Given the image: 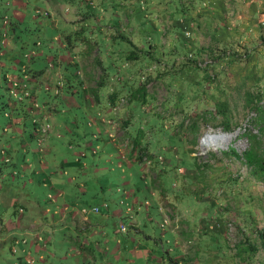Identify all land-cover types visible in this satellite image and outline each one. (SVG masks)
Segmentation results:
<instances>
[{
  "label": "rangeland",
  "instance_id": "1",
  "mask_svg": "<svg viewBox=\"0 0 264 264\" xmlns=\"http://www.w3.org/2000/svg\"><path fill=\"white\" fill-rule=\"evenodd\" d=\"M54 1L53 5L45 0H27L22 9L23 17L13 25V30L10 26L14 21L13 3L0 0V41L7 39L0 49V180L5 178L3 181L10 183L11 190L21 186L20 191L24 190L31 200L39 201L36 202L39 208L47 205L53 209L51 197L58 191L52 186L58 184L55 180L59 183L62 180L55 178L52 169H56V165L60 167L62 158L69 160L73 165L62 173L65 194L62 197L71 205L75 202L78 210L89 218L102 211L110 214L102 223L104 231L97 234L100 240L96 237L100 249L91 245L99 264H153L158 262L156 258L162 259L158 264H216L208 257L214 259L226 253L231 257L239 240L247 238L259 242L264 237V178L252 176L243 160L245 150L251 145L247 132L257 134L264 148V124L259 125L255 120L259 114L255 105H264V53H245L235 43V47L227 46L226 53L193 50L185 53L186 49L180 48L181 53H157L155 50L147 54V58L130 60L125 53L113 54L104 49L102 71L105 72L104 86L108 89L102 92L115 88L121 93L112 111L105 105L104 98L93 104L86 100L85 93L90 90L82 87L81 68L73 64L64 66L63 72L56 71L53 82L48 81V88L44 83L45 90L37 91L39 102L35 99L34 105L32 86L21 80L17 82L14 77L23 74L19 72L22 66L31 74L45 69L49 77L54 70L52 65L62 55L63 61H73L68 53H60L61 41H65L66 33L70 34L69 24L58 19L64 6L73 3L76 6L79 2L85 17L75 24H96V18L102 17L99 9L103 12L117 9L122 2ZM151 1L129 3L135 18L149 32V39L153 38L155 29L143 22L153 19L146 13L153 8ZM5 16L10 20L4 24ZM95 32L96 45L101 49L118 50L119 46H126L123 41L115 42L105 35L100 37L96 28ZM181 33L183 35L184 31ZM138 43L148 48L146 40ZM67 55L69 59L65 60ZM204 56L210 61L198 64ZM186 62L190 63L189 69ZM66 76H71L73 86L64 85ZM12 80L25 88V92L13 94L10 88L18 86L12 84ZM140 81L145 82L146 100L134 97L128 100L129 93ZM66 96H72L75 104H67ZM40 101H48V105L44 104V108ZM216 106H224L225 112H219ZM39 110L53 116L48 115L49 120L45 117L41 121ZM185 113H206V120L199 118L195 131L187 128L189 121L186 119L176 127ZM123 119L128 120L124 127ZM39 125L50 127L43 138ZM172 132L179 134L184 149L173 140ZM194 135L196 143H192ZM10 144L19 145L20 160L14 151H9ZM25 144H33L37 152L36 161L31 152L24 155L25 163H33L34 172L25 173L26 168H23ZM46 148L52 152H44ZM223 150L230 153L225 154ZM194 155L202 164L201 172L191 164ZM6 156H11L12 162L5 159ZM58 161L59 164L54 163ZM14 163H20L19 168L13 167ZM78 163L80 165L76 166ZM228 174L236 176L240 183L227 187L217 182ZM210 197L215 204L209 201ZM94 206L98 207V212H93ZM2 209L0 203V213ZM114 211L120 213L111 214ZM130 214L137 217L138 231L132 225ZM119 222L126 230L119 228ZM53 226L48 232L39 234L41 249L32 245V236L28 234L25 243L20 233L14 234L15 241L0 240V264H16L18 255H22L21 264H88L74 255L76 248L71 244V236H76L75 227H61L59 221ZM171 228L207 231L205 236L212 234L208 229H214L221 240V248L217 250L212 243L202 241L196 250L193 251L195 247L190 250L192 255L188 263H179L180 248ZM131 230L135 231L127 235ZM195 241L198 240L189 239L187 244L195 245ZM24 247L30 250L28 258V250ZM246 264H264V248L260 247Z\"/></svg>",
  "mask_w": 264,
  "mask_h": 264
},
{
  "label": "crops",
  "instance_id": "2",
  "mask_svg": "<svg viewBox=\"0 0 264 264\" xmlns=\"http://www.w3.org/2000/svg\"><path fill=\"white\" fill-rule=\"evenodd\" d=\"M45 1L48 4H55L54 0ZM10 2L13 3L12 13L14 16V21H11L10 26L14 30L13 25L23 17L22 9L26 7L27 0H10ZM132 2L133 0H122L121 3L119 2L117 9L105 10L104 12L99 9L102 13V17L96 18L94 21L96 24H75V21L79 19L83 20L85 17V10L80 7L79 2L76 6L73 5L75 3L64 6V11L59 15L60 17H58V19L69 24L70 34L66 33L65 41H61L60 53H68L69 56L71 55L73 57V61L66 60L69 59L68 55L65 57L66 61H63L62 57L64 55H62L59 60L56 59L54 70L49 74V77L45 74V69H37L31 74L25 66H22L19 72L21 71L23 74L20 75V77L16 76L14 78H16L18 82L21 80L27 85H31L33 90L32 97L34 96V100L36 99L37 102H39L36 98L38 96L37 91L41 92L48 81L53 82L54 73L56 71L58 72L61 70L63 72L64 66L67 68V65L70 66L73 64L75 67L81 68L79 79L82 87L85 89L89 88L90 90L89 93H85L86 100L93 104L100 98H104L106 100L105 105L108 106L109 111H112V105L121 93L118 94L115 88H110V91L106 93L102 92L103 89L106 88L103 79V74H105V72L103 73L102 71L103 64L101 59L102 56H106L103 51L104 49L109 52L111 51L113 54L117 53V51L125 53L129 47H133V44L141 49H145L144 44L138 43V41L141 42L146 40L148 46L151 45L149 46L151 53H154L155 50L157 53H181L180 48H185V53L192 50L195 52L207 51L210 53H226L227 46H233L235 43L237 48L243 50L245 53H264V0H152L153 8L149 9L146 13L147 16L150 15L153 19L143 22L144 25L150 24L153 29H155V34L153 38L150 37V39L149 32L144 29L145 27H142L129 7V3ZM54 8H56V6H54ZM55 10L56 12L58 11L57 8ZM49 13L48 11L46 14ZM113 17L117 19L116 22L112 21ZM86 21H89V19ZM52 23L55 25V22ZM95 28L97 32H99L100 37L105 35V37L112 39V41H123L127 46H119L118 50H116V48L113 49V47L110 49L107 47L101 49V46L96 45L97 41L95 36L97 33L95 32ZM181 30L184 31L183 35ZM186 31L189 32L187 36ZM154 39H156V41ZM251 41L252 43H250ZM6 42L7 39H4L3 43L6 44ZM246 42L248 44H246ZM66 84L67 86H73L71 76H66L64 85ZM71 91H74L73 88ZM65 100L67 104H75L72 96H66ZM46 103H48V101H46ZM46 103L40 101V104L46 105ZM40 110L39 112L42 113L40 120L43 121L45 117L49 120L51 114L49 115L48 111ZM51 116H53V114ZM17 131L22 133L18 128ZM29 137L33 138V134ZM50 137L52 138V136ZM50 140L51 139H49V141ZM23 147L25 152H22L24 160L23 168H26L24 171L25 173L30 170L34 172L35 169H32L33 163H25L26 156L24 157V155H30L31 152L36 161L38 157L35 147L33 144H25ZM48 147L50 146L48 145ZM8 148L10 152L14 151L16 153V158L20 160V156L17 155L20 148L19 145L10 144ZM50 151L52 152V150L49 149L47 151L44 150V152ZM6 157L5 159L11 161V156ZM61 160L62 163L60 164L59 161L54 162L60 165V167L56 165V169L58 170L52 169L56 174L55 178L62 180L60 183L55 180L54 183L58 184L55 185L53 183L54 186H52V188L55 187L56 191H58L57 195H52L51 197L53 209L47 205H45V208L40 206V209L39 203L36 204V202H39L36 198L31 200L29 198L31 196L26 195L27 193L24 190L20 191L19 188L21 186H19L18 189L14 188L11 190L10 183L7 181L4 182L3 180L5 178L1 177L3 179L0 180V203L3 209L2 213H0V240L6 241L7 239H14L15 241L16 237H14V234L20 233L22 235L21 241L25 243L28 240V237H26L28 234L32 236L30 239L32 240V245L35 244L36 249H41L42 246L39 244V234H42L44 231V233H46L53 229V223L59 221L61 227L70 225L75 227L76 236H71V244L76 248L74 255L79 257V260L81 258L84 259L88 264H99L95 258L91 245L93 243L94 248L100 249V243L98 242L100 239L97 234L104 231L101 228L103 225L102 223H105L106 216L110 214L102 211L96 216H93V218H89V216L78 210L75 202L71 205V203L67 202L66 199L62 197L65 195H63L64 187L62 173L73 164L67 159L63 160L62 158ZM19 164L20 163H14L13 167L19 168ZM63 164L65 165L63 166ZM79 165L80 163L76 164V166ZM54 173L51 174V176H53ZM68 179L71 181L73 176ZM21 184L23 186V183ZM127 211L128 208H126V212ZM119 213V211H114V213L111 214L117 215ZM130 216H132L131 218L133 220L132 225L138 231L139 228L137 229L138 221L136 215L130 214ZM171 229L176 236V241L180 248L181 256L178 257V262L188 263L192 255L190 250L194 247L195 249H193V251L196 250L198 244L201 243L202 239L206 236L205 234H201V231H191V229L187 230L184 228L178 230ZM132 231L135 230L127 232V235L131 236ZM82 235L83 237L81 238ZM96 237H98V240ZM148 238H150L149 235ZM189 239H197L198 241H195V245L187 244ZM24 249H27V247H24ZM27 250L26 257L28 258L30 257V250ZM17 259L18 262L16 261V264L23 263L22 255H18ZM157 259L158 262H154L153 264H158L162 260L160 258H156V260Z\"/></svg>",
  "mask_w": 264,
  "mask_h": 264
},
{
  "label": "trees",
  "instance_id": "3",
  "mask_svg": "<svg viewBox=\"0 0 264 264\" xmlns=\"http://www.w3.org/2000/svg\"><path fill=\"white\" fill-rule=\"evenodd\" d=\"M126 46H127V44H126ZM149 46H151V45H149ZM149 46H148V48L141 49L140 47H137L136 45L133 44V47H129L128 50H126V52H125L126 58L130 59V60L131 59H138L140 57L147 58V56H146L147 54L151 55V50H150ZM187 60H191V58H187ZM186 63L188 64V69H189L190 63H188V62H186ZM194 66H196V65H194ZM206 78L210 79L209 76H206ZM117 93H118V91H117ZM146 95H147V92H146V88H145V82L140 81L139 85L137 87H134L131 90V92L129 93V99L128 100H131L133 97L134 98H142V99L146 100ZM180 96L183 97V94H181ZM116 101H115V103H116ZM219 104H221V103H219ZM186 106H187V104H186ZM255 106H256L257 110L259 111L258 117L255 120L259 125H263L264 124V105L257 103ZM216 108L221 113L225 112L224 106H216ZM181 109L184 110L182 107H181ZM205 115H206V113H205ZM205 115H202V114L193 115L192 113H185V115L182 118V121L177 123L176 127H180L183 124V120L186 119L189 121L187 123L188 124L187 128H189L192 131H195L198 128V119L202 118L203 120L204 119L206 120V118H204ZM125 123H128L127 119L123 121V123H122L123 127L125 126ZM224 126L228 127V123L224 122ZM172 134H174V136H175L173 138V140H176L177 144L178 145L180 144L181 149L182 148L184 149V145H181V139L179 137V134L176 132H172ZM247 135H249V138L251 140V145L244 152L243 162H245L246 165H248V167H249L248 172L252 176H255L257 178H264V148H262L261 140H260L259 136H257V134H255V133H248L247 132ZM196 140H197V137L194 135V137L192 138V143H196ZM134 149H135V144L133 143L131 145V152L132 153H133ZM182 151H184V150H182ZM229 151L231 152L230 147H229ZM229 151L223 150V152L225 154L230 153ZM137 156H140V155H137ZM191 164L196 168V170H199V172H201L200 168H201L202 164H200V162H197V158L195 155L193 156V161ZM203 164L205 165L208 163L203 162ZM217 182L222 184V185L224 184L223 186L235 187L236 185H238L240 183V180L236 176L228 174L227 178L221 179V180L217 179ZM227 192L229 193V189ZM229 195H230V193H229ZM238 195L239 194H237V196ZM233 196H235V195H233ZM212 199H213V197H210L209 201H211L212 204H215L212 201ZM105 205H107V204H105ZM92 210H93V207H92ZM93 212H98V211L93 210ZM211 228H215V227H211ZM211 228L208 229V231L212 232V234L211 235L208 234L206 237H204V239H202V241H206L204 244L212 243L213 245H215V247H217V250H219L221 248V240L218 237L217 232ZM206 232L207 231H204V234ZM201 234H203V231H201ZM207 239H210V240H207ZM199 244H201V243H199ZM260 247L264 248V237H261V240L259 242L249 241V239L245 238L243 240H239L238 243L235 244L234 253L231 257H229L228 253H226V254H222L218 258L213 259V257H210V258L208 257V259H210L212 261L214 260L216 264H239V262H241V263L244 262L246 264L250 261L251 257L254 256V254H256L258 252Z\"/></svg>",
  "mask_w": 264,
  "mask_h": 264
},
{
  "label": "built area",
  "instance_id": "4",
  "mask_svg": "<svg viewBox=\"0 0 264 264\" xmlns=\"http://www.w3.org/2000/svg\"><path fill=\"white\" fill-rule=\"evenodd\" d=\"M3 21H4V24L5 23H7L8 21H9V18L7 17V16H5L4 17V19H3ZM189 32L188 31H186V34H188ZM4 42V39H2L1 41H0V47L2 46V43ZM210 60L209 59H207L205 56L203 57V60H198V64H206L207 62H209ZM18 82V81H17ZM16 81H13L12 80V84H16L17 83ZM17 86H18V83H17ZM21 86V85H20ZM20 86H18V88L17 89H15V88H10V90H11V92L13 93V94H19V91L21 92V93H24L25 92V88H23V87H21L20 88ZM24 86V85H23ZM25 87V86H24ZM46 87L48 88L49 86L48 85H46ZM57 90V89H56ZM29 94V93H28ZM27 93H26V95H28ZM32 103L34 104V105H36V101L35 100H32ZM48 130H49V127L47 126V125H39V131L41 132V137L43 138V136L48 132ZM43 133H45V134H43ZM93 210L94 211H98V207L97 206H95V207H93ZM165 221H166V219H164ZM119 228L121 229V230H126V226L122 223V222H119ZM30 260V259H29ZM32 260V259H31Z\"/></svg>",
  "mask_w": 264,
  "mask_h": 264
},
{
  "label": "clouds",
  "instance_id": "5",
  "mask_svg": "<svg viewBox=\"0 0 264 264\" xmlns=\"http://www.w3.org/2000/svg\"><path fill=\"white\" fill-rule=\"evenodd\" d=\"M8 18H9V17H8ZM9 20H10V19H9ZM31 56H32V54H30L29 57L31 58ZM52 66H54V64H53ZM60 79H61V78H59V79L56 81V82H57V89H59V81H60ZM47 84H48V83H47ZM47 84H46V85H47ZM31 97H32V96H31ZM31 100H34V96L32 97ZM113 105H114V104H113ZM49 130H50V127H49ZM49 130H48V131H49Z\"/></svg>",
  "mask_w": 264,
  "mask_h": 264
}]
</instances>
